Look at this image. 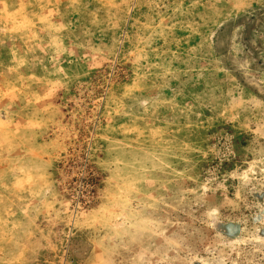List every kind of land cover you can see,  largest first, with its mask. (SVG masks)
<instances>
[{
	"label": "rangeland",
	"instance_id": "374dc122",
	"mask_svg": "<svg viewBox=\"0 0 264 264\" xmlns=\"http://www.w3.org/2000/svg\"><path fill=\"white\" fill-rule=\"evenodd\" d=\"M0 264H264V0H0Z\"/></svg>",
	"mask_w": 264,
	"mask_h": 264
}]
</instances>
